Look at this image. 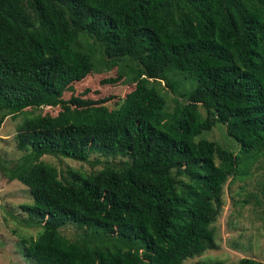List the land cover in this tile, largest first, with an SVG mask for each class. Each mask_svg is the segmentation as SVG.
<instances>
[{
    "label": "trees",
    "instance_id": "obj_1",
    "mask_svg": "<svg viewBox=\"0 0 264 264\" xmlns=\"http://www.w3.org/2000/svg\"><path fill=\"white\" fill-rule=\"evenodd\" d=\"M112 69L101 83L133 86L114 106L62 98L71 83ZM175 73L192 89L178 92ZM162 90L176 95L170 111ZM42 107L59 110L25 115ZM18 114L23 152L0 159V171L31 198L20 208L39 231L20 238L24 257L181 264L214 246L222 183L247 177L264 150V0H0V127ZM216 123L236 153L197 138ZM92 152L121 158L64 176L39 159L93 165ZM67 223L80 229L73 240L59 232Z\"/></svg>",
    "mask_w": 264,
    "mask_h": 264
},
{
    "label": "rangeland",
    "instance_id": "obj_2",
    "mask_svg": "<svg viewBox=\"0 0 264 264\" xmlns=\"http://www.w3.org/2000/svg\"><path fill=\"white\" fill-rule=\"evenodd\" d=\"M113 72L112 69L87 74L80 81L71 83L63 92L62 98L71 105L74 99H105L106 105L114 106V102L121 100L133 86L121 81L113 84L100 82L105 77L114 76ZM174 76L178 81V92L192 89L189 81L180 74L175 73ZM163 93L166 97L165 110L170 111L175 104L173 98H176V95H171L167 90ZM177 99L178 103L182 102V99ZM76 105L80 106L82 103ZM58 110V107L31 108L25 112V115L45 112L55 114ZM25 115L18 114L14 118H6L0 127V159L9 161V164H12L23 152L17 144L16 127L26 118ZM197 138L216 141L223 148L234 153L238 151V144L227 136L224 127L218 123L208 131L198 134ZM94 158L99 162L93 165L49 155H43L39 159L54 166L62 173L61 176H64L68 168L88 173L99 169L104 160L117 161L121 157L116 155L111 158L100 153H89L88 160L92 161ZM175 178L177 184H181L182 174H177ZM248 197L250 201L243 203L242 201ZM255 197L259 200L257 204L254 203ZM30 199L27 187L15 179H8L0 171V264H33L22 255L19 242L21 237H35L39 231L37 225H25L27 216L20 208V205L30 203ZM209 226L214 231V246L198 255L185 258L181 264L216 259L231 264L241 257H249L264 264V150L262 155L251 164L247 177L240 179L230 175L222 183L218 213ZM59 232L69 240H73L80 229L74 223H67L59 228Z\"/></svg>",
    "mask_w": 264,
    "mask_h": 264
}]
</instances>
